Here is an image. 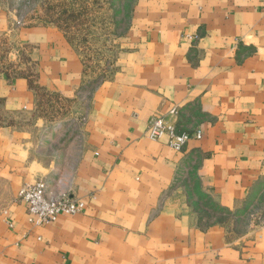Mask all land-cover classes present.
Instances as JSON below:
<instances>
[{
    "label": "crops",
    "instance_id": "obj_1",
    "mask_svg": "<svg viewBox=\"0 0 264 264\" xmlns=\"http://www.w3.org/2000/svg\"><path fill=\"white\" fill-rule=\"evenodd\" d=\"M20 20L0 0V37L33 65L0 70V264H264V216L236 234L202 225L191 200L234 211L264 197V0H133L112 75L90 92L67 34ZM45 99L70 104L58 127H79L62 151L12 120ZM156 117L202 139L152 141ZM39 180L83 213L35 226L18 195Z\"/></svg>",
    "mask_w": 264,
    "mask_h": 264
},
{
    "label": "rangeland",
    "instance_id": "obj_2",
    "mask_svg": "<svg viewBox=\"0 0 264 264\" xmlns=\"http://www.w3.org/2000/svg\"><path fill=\"white\" fill-rule=\"evenodd\" d=\"M7 5L18 14L20 21L27 25H56L68 36L80 52L86 65V73L91 78L86 87L90 92L99 82L112 75L115 57L114 39L123 34L129 24L133 0H5ZM0 70L13 74H32L30 57L17 45L13 38L0 37ZM58 103V102H57ZM44 100L43 108L37 115L12 119L23 124L36 143L53 146V151L66 149L67 144L79 130L75 123L62 122L57 126L62 114L68 111L70 104H57ZM41 118L48 121L45 126L36 128ZM64 118V117H63ZM11 118L0 115V122ZM41 120V121H42ZM47 125V126H46ZM77 130V131H76ZM76 138V137H75ZM55 149V150H54ZM48 153V155H50ZM263 198L256 199L251 207L252 213L232 231L242 234L250 222L259 221L260 204ZM258 206L259 209L256 208Z\"/></svg>",
    "mask_w": 264,
    "mask_h": 264
},
{
    "label": "built area",
    "instance_id": "obj_3",
    "mask_svg": "<svg viewBox=\"0 0 264 264\" xmlns=\"http://www.w3.org/2000/svg\"><path fill=\"white\" fill-rule=\"evenodd\" d=\"M147 137L152 141L167 139V145L176 152H183L189 141L202 139V132H178L174 126L168 125L162 117L154 118L148 129ZM19 201L28 206L35 226H44L56 222L61 216H75L83 213L85 204L69 193H62L51 198L48 185L39 180L34 184L25 185L19 192Z\"/></svg>",
    "mask_w": 264,
    "mask_h": 264
},
{
    "label": "trees",
    "instance_id": "obj_4",
    "mask_svg": "<svg viewBox=\"0 0 264 264\" xmlns=\"http://www.w3.org/2000/svg\"><path fill=\"white\" fill-rule=\"evenodd\" d=\"M191 200L193 201L192 206L195 208L199 215L200 222L204 226L228 225L234 223V227L237 229L241 224V220H246L252 213L251 207L253 203H251V201L246 202L241 208L231 211L219 207L214 199L206 194L197 192ZM262 202H264V197ZM256 208L259 209L258 206H256ZM260 212V216H264V209Z\"/></svg>",
    "mask_w": 264,
    "mask_h": 264
}]
</instances>
